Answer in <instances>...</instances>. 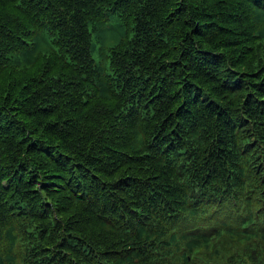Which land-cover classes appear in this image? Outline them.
<instances>
[{"label":"trees","instance_id":"trees-1","mask_svg":"<svg viewBox=\"0 0 264 264\" xmlns=\"http://www.w3.org/2000/svg\"><path fill=\"white\" fill-rule=\"evenodd\" d=\"M0 264H264V0H0Z\"/></svg>","mask_w":264,"mask_h":264}]
</instances>
